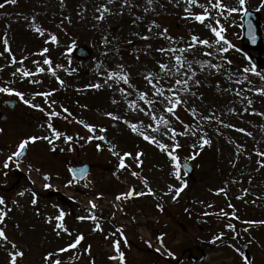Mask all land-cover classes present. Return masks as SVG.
Returning a JSON list of instances; mask_svg holds the SVG:
<instances>
[{
    "label": "rangeland",
    "instance_id": "rangeland-1",
    "mask_svg": "<svg viewBox=\"0 0 264 264\" xmlns=\"http://www.w3.org/2000/svg\"><path fill=\"white\" fill-rule=\"evenodd\" d=\"M222 3L237 11L208 0H0V88L13 90L0 92V264L17 251V264H248L241 241L249 264H264V73L248 60H264V0ZM199 5L211 14L203 24ZM244 9L261 15V54L241 49ZM216 20L228 44L206 26ZM59 95L76 103L66 110ZM83 163L76 182L68 168Z\"/></svg>",
    "mask_w": 264,
    "mask_h": 264
},
{
    "label": "snow or ice",
    "instance_id": "snow-or-ice-1",
    "mask_svg": "<svg viewBox=\"0 0 264 264\" xmlns=\"http://www.w3.org/2000/svg\"><path fill=\"white\" fill-rule=\"evenodd\" d=\"M5 2H11V3H15L16 2V0H5ZM109 2H111V0H109ZM188 3L190 4V5H192V4H198V0H188ZM239 3L241 4V5H243L244 3H245V0H239ZM208 4L211 6V8H213V9H217V10H219V9H222V8H227V11H229V12H234V11H237V9H234V8H228L227 7V5H224L223 3H222V0H208ZM200 7H202V8H204V12L203 13H201V14H195L194 15V19L196 20V21H198V22H200V23H205V21H207L209 18H210V12H209V10H208V7H206L205 5H199ZM0 7H3V5H0ZM186 11H187V9H186ZM222 14V13H221ZM100 18H102V17H100ZM216 24L219 26V27H214V26H212L211 24H207L206 26L207 27H209V29H210V31L213 33V35L215 36V38H216V40H215V42H216V44H220L221 42H223L224 44H228L229 42L226 40V38L223 36V32H224V28H223V26L222 25H220V21L219 20H216ZM36 31L37 32H41V30L39 29V28H37L36 29ZM42 34V33H41ZM55 37L53 36L52 37V40L53 41H55ZM192 40L193 41H196V42H198L199 44H203V45H208V46H210V42L208 41V40H201V39H199L198 37H196V36H193L192 37ZM195 45H189V47H194ZM161 51H164L163 49H160ZM44 51H47V49H45ZM181 51H184L183 49H181ZM219 51L220 52H227L228 51V49L226 48V47H221V48H219ZM207 55H211V53H206ZM13 62H15V61H13ZM176 62H177V64H181V57L180 56H177L176 57ZM44 63H49V61L48 60H45L44 61ZM230 63V62H229ZM161 67L163 68L164 67V65H161ZM40 71H43V69H40ZM244 71H248V69H244ZM252 71L253 72H255V69H252ZM257 75H259V73H256ZM24 75L25 76H27V75H29V73L28 72H24ZM123 79H125L126 80V77H123ZM179 82V81H178ZM186 83V82H185ZM96 87H99V85H96ZM0 92H7V93H12L13 92V90L12 89H9V88H0ZM15 95H17V96H19L20 97V99L21 100H23V102L25 103V104H28V103H30L28 100H25L24 99V96H23V94L22 93H20V92H15ZM141 98L143 99V95L141 96ZM178 102V101H177ZM35 107H38V105H34ZM168 111L169 112H172L173 111V109L172 108H168ZM51 115H58V113H55V112H53V113H51ZM109 115H111V114H109ZM49 127L51 128L52 126L51 125H49ZM85 127H87V128H89V130L91 131L92 130V128H91V126H89V125H85ZM132 128H133V130L135 131V125H132L131 126ZM53 132H54V135L58 138L60 135H61V133H59V132H56L55 131V129H53ZM146 140H148V139H150V137H148V136H145L144 137ZM37 139H41V137H35V136H33V137H30V138H28V139H26V140H24V141H21V143L19 144V146H18V149H17V151L16 152H14L13 154H12V156H9L8 157V160L10 161V160H12V158H13V156H15V157H19L20 155H22V152H23V150L26 148V146H27V144L29 143V141H35V140H37ZM43 139H48V137H43ZM67 140H71L72 139V137H67L66 138ZM102 139V138H101ZM153 142H155L154 140H153ZM49 143H51V141L49 140ZM203 143L204 144H207V143H209V141H207V140H204L203 141ZM160 146V148L163 150L166 146L165 145H163V144H161V145H159ZM170 155H171V153H169ZM262 155H264V153H262ZM173 159H175V157L173 156ZM8 166V164H7V161L5 162V167H7ZM120 167H124V162H123V160H121V163H120ZM135 174V173H134ZM45 179H47V177H45ZM45 187H49V185H45ZM149 191H151V190H149ZM179 189H177V195L179 194ZM131 195H133V193L132 192H129V193H127V196H131ZM117 199H120V197H117ZM4 203V200L2 199V198H0V204H3ZM32 203L33 204H35L36 203V201H35V199L32 201ZM93 207H95V205L93 204ZM62 217H63V213L61 214V216H59V217H57L56 219L57 220H62ZM3 218H4V213L2 212V211H0V222H2L3 221ZM80 219H84L83 217H81ZM93 219H94V217H93ZM63 225L62 224H58L57 225V227H62ZM229 227H232L231 225H228ZM100 227V225L99 224H97L96 225V228H99ZM0 238H2V239H4V240H7V236L5 235V232H4V230L3 229H0ZM83 237L82 236H78L77 238H76V240H75V243H73V244H70L68 247L69 248H74L77 244H79V242H80V240L82 239ZM219 237H217V239H218ZM13 247L15 248L16 246L13 244ZM115 247H116V249H117V251H119V242H115ZM67 249H61V251H66ZM158 251H159V249H157ZM23 255V253L22 252H20V251H17V252H15V254H13L12 256H11V264H17V261H16V258L17 257H19V256H22ZM169 255H172L171 253H169ZM123 258H124V254L122 253V252H120V254H119V259L121 260V261H123ZM113 259H116V257H113ZM55 264H60V262L59 261H56L55 262Z\"/></svg>",
    "mask_w": 264,
    "mask_h": 264
},
{
    "label": "water",
    "instance_id": "water-1",
    "mask_svg": "<svg viewBox=\"0 0 264 264\" xmlns=\"http://www.w3.org/2000/svg\"><path fill=\"white\" fill-rule=\"evenodd\" d=\"M258 19H259L258 15H255L252 12L244 13L242 17L243 27H242L241 40L247 42V44L243 45V48L258 50L260 52L261 47H260V39H259L260 31L258 29L259 26ZM76 55L82 58L87 57V53L83 51L82 48L77 49ZM252 61L255 66L260 67L264 70V62L261 59L252 58ZM7 105L9 106L10 109H12L15 104L13 102H8ZM2 120H4L3 117ZM182 168L187 171L188 175L191 174V168L188 165L184 164ZM87 169H88L87 166H83L82 168L71 169L70 171L74 177H76L77 179H82L86 175ZM243 248L245 249V246H243Z\"/></svg>",
    "mask_w": 264,
    "mask_h": 264
},
{
    "label": "trees",
    "instance_id": "trees-1",
    "mask_svg": "<svg viewBox=\"0 0 264 264\" xmlns=\"http://www.w3.org/2000/svg\"><path fill=\"white\" fill-rule=\"evenodd\" d=\"M60 99H61V98H60ZM64 101L66 102V104L69 103L68 105L71 106V102H70V101H68V100H64ZM63 103H64V102H61V105H63Z\"/></svg>",
    "mask_w": 264,
    "mask_h": 264
}]
</instances>
